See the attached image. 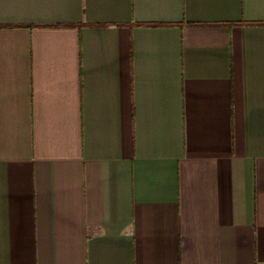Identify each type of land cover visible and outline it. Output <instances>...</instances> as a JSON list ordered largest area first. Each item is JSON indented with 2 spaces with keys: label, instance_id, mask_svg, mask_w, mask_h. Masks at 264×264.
<instances>
[{
  "label": "crops",
  "instance_id": "crops-1",
  "mask_svg": "<svg viewBox=\"0 0 264 264\" xmlns=\"http://www.w3.org/2000/svg\"><path fill=\"white\" fill-rule=\"evenodd\" d=\"M0 264H264V0H0Z\"/></svg>",
  "mask_w": 264,
  "mask_h": 264
}]
</instances>
